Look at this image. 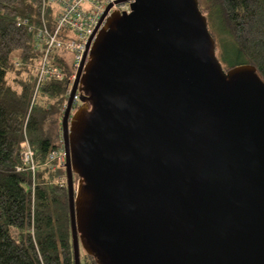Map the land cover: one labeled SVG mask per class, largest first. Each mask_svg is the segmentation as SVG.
Segmentation results:
<instances>
[{
	"label": "water",
	"instance_id": "95a60500",
	"mask_svg": "<svg viewBox=\"0 0 264 264\" xmlns=\"http://www.w3.org/2000/svg\"><path fill=\"white\" fill-rule=\"evenodd\" d=\"M129 1L62 111L73 264H264V82L222 68L197 0Z\"/></svg>",
	"mask_w": 264,
	"mask_h": 264
},
{
	"label": "trees",
	"instance_id": "16d2710c",
	"mask_svg": "<svg viewBox=\"0 0 264 264\" xmlns=\"http://www.w3.org/2000/svg\"><path fill=\"white\" fill-rule=\"evenodd\" d=\"M197 1L220 54L222 47L233 56L224 70L248 64L264 82V0ZM39 3L0 0V264H73L66 183H56L65 169L49 160L60 148L71 71L62 63L64 52L55 53L51 64L63 77L41 84L31 105L38 55L32 33L20 22L38 25ZM25 138L37 168L33 176L16 169ZM80 250L79 264H95Z\"/></svg>",
	"mask_w": 264,
	"mask_h": 264
},
{
	"label": "built area",
	"instance_id": "2783aa9c",
	"mask_svg": "<svg viewBox=\"0 0 264 264\" xmlns=\"http://www.w3.org/2000/svg\"><path fill=\"white\" fill-rule=\"evenodd\" d=\"M40 18L39 24L32 26L28 20L24 19L20 24L26 26L34 37L33 48L38 55L36 67L35 86L30 100L31 105L37 95L38 87L47 82L48 79L60 80L63 73L59 67L51 64V57L58 51L62 53L63 62H66L71 73L68 77V88L66 100L62 111L67 105V98L70 95V88L75 80V75L79 65L83 60L86 50V43L94 30L98 31L105 24V19L115 11L118 13L129 14L131 2H119V0H39ZM107 14L102 18L104 10L108 7ZM95 36V35H94ZM94 36L92 37L93 41ZM87 60V57L85 61ZM72 109L79 105L77 93L72 99ZM21 165L17 171H30L33 176L36 173L33 153L26 138L19 143ZM63 140L60 141V148L51 152L49 160L57 161L59 167L64 164ZM56 183L63 186L66 178L58 179Z\"/></svg>",
	"mask_w": 264,
	"mask_h": 264
},
{
	"label": "rangeland",
	"instance_id": "374dc122",
	"mask_svg": "<svg viewBox=\"0 0 264 264\" xmlns=\"http://www.w3.org/2000/svg\"><path fill=\"white\" fill-rule=\"evenodd\" d=\"M215 29H216L214 31L215 36L219 35V30L217 28H215ZM221 49H222L221 50L222 52L220 54L218 45H215L216 58H217L218 62H220L222 68L226 69L228 67V65H230L232 63L233 56L230 55L231 52L228 50V48H222L221 47ZM222 56L225 58L224 60H223ZM72 111H73V109H72Z\"/></svg>",
	"mask_w": 264,
	"mask_h": 264
}]
</instances>
